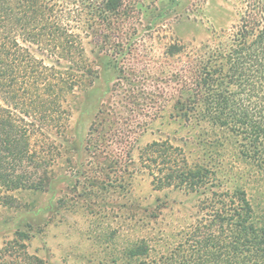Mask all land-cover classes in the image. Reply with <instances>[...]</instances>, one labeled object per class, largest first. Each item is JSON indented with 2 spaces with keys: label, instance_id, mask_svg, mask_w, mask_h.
Instances as JSON below:
<instances>
[{
  "label": "trees",
  "instance_id": "obj_1",
  "mask_svg": "<svg viewBox=\"0 0 264 264\" xmlns=\"http://www.w3.org/2000/svg\"><path fill=\"white\" fill-rule=\"evenodd\" d=\"M145 2L0 0V206L19 208L13 195L17 190L54 191L60 156L71 163L78 153L81 159L75 163L84 179L78 182L86 183L85 190L97 182L88 167L103 178L113 174L119 196L128 191L124 174L131 170V176L138 166L152 177L155 190L196 193L202 216L174 243L136 237L111 263L264 264V205H253L246 190L264 180V0H237L234 23L214 30V46L197 53L190 75L181 79L179 115L199 130L192 140L197 146L193 159L185 151L187 140L182 146L153 141L140 152L138 163L127 152L115 153L112 147L119 141L100 134L98 108L81 141L68 135L73 112L96 79L83 38L110 45L111 30L125 26L127 12L147 8ZM33 46L42 53L40 59ZM48 58L55 59L51 65L45 63ZM212 139L219 146L213 156L207 154ZM225 143L251 167L252 181L243 179L236 161L226 165L233 179L222 177ZM87 156L91 159L85 163ZM227 181L233 188L226 187ZM0 264L45 263L28 254L18 238L0 250Z\"/></svg>",
  "mask_w": 264,
  "mask_h": 264
},
{
  "label": "rangeland",
  "instance_id": "obj_2",
  "mask_svg": "<svg viewBox=\"0 0 264 264\" xmlns=\"http://www.w3.org/2000/svg\"><path fill=\"white\" fill-rule=\"evenodd\" d=\"M179 1L146 0L142 12H127L125 26L111 30L110 45L102 39L95 45L83 38L96 79L73 112L70 138L81 141L85 137L90 114L98 108L100 134L118 140L112 149L120 155L129 153L135 163L153 141L169 140L182 146L187 140L186 153H192V159L196 156L192 140L199 130L179 115L180 82L184 74L190 75L195 55L214 46V30L234 23L237 0ZM32 49L40 59L42 53L38 54L36 46ZM54 60L48 58L45 63L51 65ZM225 146L222 177L233 179L226 165L236 161L243 179L252 181L248 177L251 167L236 157L232 144ZM207 150L208 155H216L217 141L212 139ZM73 155L71 163H66V156L57 158L54 191L17 190L13 195L21 203L19 208L0 206V250L20 238L26 252L45 264H113L112 259L136 237L147 235L156 241L163 237L174 243L179 233L202 216L196 193L172 187L155 190L152 177L138 166L131 176V170L124 174L125 184L129 183L124 196L112 184L114 175L103 178L94 166L88 170L89 176L95 174L96 185L85 190L86 183L78 182L84 179L75 163L81 158ZM89 159L83 157V162ZM233 186L227 181L226 187ZM246 188L253 205H264V180Z\"/></svg>",
  "mask_w": 264,
  "mask_h": 264
}]
</instances>
